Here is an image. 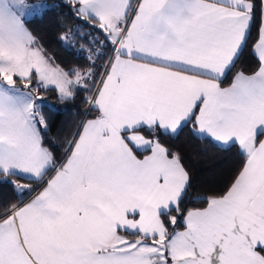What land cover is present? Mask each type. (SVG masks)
I'll list each match as a JSON object with an SVG mask.
<instances>
[{"label": "snow or ice", "instance_id": "6c2138e0", "mask_svg": "<svg viewBox=\"0 0 264 264\" xmlns=\"http://www.w3.org/2000/svg\"><path fill=\"white\" fill-rule=\"evenodd\" d=\"M68 4L101 30L99 47L111 45L99 83L103 52L65 71L26 27L47 6L0 0V176L40 184L30 202L0 206V264H264V5L257 69L222 87L247 44L255 0ZM75 36L68 29L58 39L67 46ZM50 86L61 102L87 90L84 103L97 112L59 163L43 143L40 89ZM189 125L194 137L238 146L243 163L223 193L198 198L205 208L185 211L189 172L157 134Z\"/></svg>", "mask_w": 264, "mask_h": 264}, {"label": "trees", "instance_id": "16d2710c", "mask_svg": "<svg viewBox=\"0 0 264 264\" xmlns=\"http://www.w3.org/2000/svg\"><path fill=\"white\" fill-rule=\"evenodd\" d=\"M32 2L33 0H28ZM47 7L42 12L26 20V27L35 37L39 45H42L50 57H54V63L60 65L65 71L72 68L81 70L87 69L92 61L87 59L90 50L95 53L97 50L104 53L98 59H95L94 72L100 73L96 77L98 83L105 69V65L111 56V45L104 44L99 47V42L104 40L101 30L86 24L84 21L74 18L70 11L68 0H42ZM255 17L253 26L247 39V44L243 48L235 66L221 81L222 87L230 85L233 76L238 72L252 74L258 66V61L252 54V47L258 37V27L260 24L261 2L255 0ZM72 29L75 33V39L65 46L59 42V36ZM36 83L35 81L33 82ZM91 84V81L89 82ZM27 91V89H26ZM95 92V88H92ZM35 95V93H33ZM40 95L45 102L42 109L48 121V129L43 133L44 147L54 152L59 163L66 152L67 142L71 139L78 129L80 121L93 119L97 112L88 111L84 103L88 96V91L80 89L78 93L65 102L58 99L56 91L51 88L45 90L41 88ZM191 125L176 137L157 134L160 142L167 146L170 151L178 152L186 166L189 175L191 187L188 189V195L183 199L181 207L187 210H196L205 208L206 203L200 202L199 197H206L209 194L223 193L234 175L238 172L243 163V157L236 146L226 150L214 144L206 138L194 137L191 131ZM146 138H150L147 129L142 130ZM148 152H138V157L146 155ZM15 183L19 182L28 185L35 190L40 184L11 176ZM8 189L3 191L0 198V206L17 204L19 205L29 194L28 190L23 193L14 188L13 183H3ZM176 226H172L177 231L184 229L183 220L179 214ZM172 228H170V231ZM134 239V237H129Z\"/></svg>", "mask_w": 264, "mask_h": 264}, {"label": "rangeland", "instance_id": "374dc122", "mask_svg": "<svg viewBox=\"0 0 264 264\" xmlns=\"http://www.w3.org/2000/svg\"><path fill=\"white\" fill-rule=\"evenodd\" d=\"M27 3L28 4H30V5H37V4H43L42 3V0H33L32 2H29L28 0H27ZM38 14V13H37ZM36 15V14H35ZM32 16H34V15H32ZM32 16H30V17H28L27 19H29V18H31ZM99 83V82H98ZM18 86H20V87H23V85L21 84V85H18ZM50 88H51V86H50ZM41 90V89H40ZM25 91H26V89H25ZM57 95H58V92H57ZM89 106L87 105V108H88ZM83 122V120L82 121H80V123H79V126H80V124ZM79 126H78V128H79ZM77 132V131H76ZM64 156H65V154H64ZM63 156V157H64ZM50 174H52L51 172L49 173V175ZM48 175V176H49ZM16 177H20V176H16ZM24 180H26V179H24ZM12 181H14V178H12L11 176L10 177H5V176H0V182H3V183H10L11 182V184H12ZM13 185H14V188H16V186L17 185H24V184H21V183H19V182H16V183H13ZM8 189V187L6 186V185H1L0 186V198L2 197V193H4L3 191H6ZM25 190H27V189H25ZM24 190V191H25ZM25 200V199H24ZM23 200V201H24ZM22 201V202H23ZM21 202V203H22Z\"/></svg>", "mask_w": 264, "mask_h": 264}, {"label": "crops", "instance_id": "0c3cea01", "mask_svg": "<svg viewBox=\"0 0 264 264\" xmlns=\"http://www.w3.org/2000/svg\"><path fill=\"white\" fill-rule=\"evenodd\" d=\"M260 2H261V7H262V5H264V0H260ZM133 3H135V0H133ZM261 15H262V11H261V13H260V20H261ZM258 38V37H257ZM112 54L113 53H111V56H112ZM252 54H253V47H252ZM110 56V57H111ZM253 56L256 58V60L258 61V59H257V57L253 54ZM104 71H105V69H104ZM236 75V74H235ZM234 75V76H235ZM234 76H233V78H234ZM233 78H232V80H233ZM223 79V78H222ZM232 82V81H231ZM231 84V83H230ZM230 86V85H229ZM229 86H227V87H229ZM90 120V119H89ZM84 122V121H83ZM81 125V124H80ZM79 129V128H78ZM77 129V130H78ZM202 138H204V137H202ZM207 139V138H206ZM209 140V139H208ZM211 141V140H210ZM214 144H216V145H218V146H220V147H222L218 142H215V141H212ZM237 148H238V146H236ZM238 150H239V148H238ZM240 151V150H239ZM140 153V152H139ZM148 154H150V153H147L146 155H148ZM138 158H140V157H138ZM143 158V156L141 157V159ZM54 173H52V174H50L49 176H45V178H44V180L45 181H47L52 175H53ZM26 180H29V181H32V180H30V179H26ZM41 183H43V182H41ZM34 195H35V192L33 193V194H30V196L27 198V199H25L22 203H20L19 205H22V204H24V203H27V202H30L31 201V199H33L34 198ZM184 230V229H183ZM182 230V231H183Z\"/></svg>", "mask_w": 264, "mask_h": 264}, {"label": "water", "instance_id": "95a60500", "mask_svg": "<svg viewBox=\"0 0 264 264\" xmlns=\"http://www.w3.org/2000/svg\"><path fill=\"white\" fill-rule=\"evenodd\" d=\"M39 187H40V185H39L36 189H38ZM36 189H35V190H36ZM35 190L33 191V193L35 192ZM33 193H32V194H33ZM29 196H30V195H28V196L26 197V199H27Z\"/></svg>", "mask_w": 264, "mask_h": 264}, {"label": "built area", "instance_id": "2783aa9c", "mask_svg": "<svg viewBox=\"0 0 264 264\" xmlns=\"http://www.w3.org/2000/svg\"><path fill=\"white\" fill-rule=\"evenodd\" d=\"M102 77V76H101Z\"/></svg>", "mask_w": 264, "mask_h": 264}]
</instances>
